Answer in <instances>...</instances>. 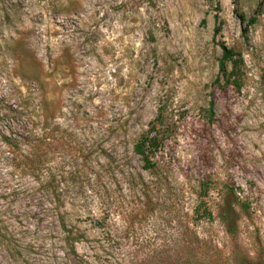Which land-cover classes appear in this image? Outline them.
<instances>
[{
    "label": "rangeland",
    "instance_id": "rangeland-1",
    "mask_svg": "<svg viewBox=\"0 0 264 264\" xmlns=\"http://www.w3.org/2000/svg\"><path fill=\"white\" fill-rule=\"evenodd\" d=\"M0 264H264V0H0Z\"/></svg>",
    "mask_w": 264,
    "mask_h": 264
},
{
    "label": "trees",
    "instance_id": "trees-1",
    "mask_svg": "<svg viewBox=\"0 0 264 264\" xmlns=\"http://www.w3.org/2000/svg\"><path fill=\"white\" fill-rule=\"evenodd\" d=\"M242 62L240 54L236 53L231 48L222 47L218 64L219 77L215 81L220 89H225L230 85H233L237 90L240 89L242 81ZM229 64L231 65L230 69H228ZM212 106L213 104L211 103L210 108H212ZM164 141L165 129L161 122V115H159L156 120L149 124L147 131L139 137L133 147V152L140 156L146 168H152L154 165L150 162V155L154 154ZM204 215L210 218L211 213L208 210H204ZM223 222L228 226V234H233L234 221L230 220L229 212Z\"/></svg>",
    "mask_w": 264,
    "mask_h": 264
}]
</instances>
